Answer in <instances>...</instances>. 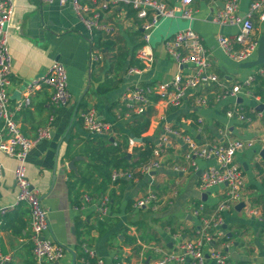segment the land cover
I'll return each mask as SVG.
<instances>
[{
  "label": "crops",
  "instance_id": "0c3cea01",
  "mask_svg": "<svg viewBox=\"0 0 264 264\" xmlns=\"http://www.w3.org/2000/svg\"><path fill=\"white\" fill-rule=\"evenodd\" d=\"M158 1L176 9L175 18H163L161 22L179 20L181 30L191 26L202 37L210 58V72L220 78L221 86L213 84L199 92H190L179 108L153 100L146 111L152 109L151 126L141 139H135L129 129L134 118L125 117L121 103L125 90L136 84L154 86L170 82L181 71L184 75L194 71L191 66L179 68L164 47V42L176 34L172 31L175 23H170L162 35L154 37L151 45L156 57L154 65L140 74H130L131 67L128 68V62L123 64L122 57L127 55L128 59L131 56L136 59L140 49L136 47L143 44L142 22L131 8H112L107 14L106 20L114 32L109 36L102 34L112 43L105 48L106 41L103 39L98 46V33L84 26L71 4L61 6L58 1L13 0L9 30L13 58L10 110L25 137L35 139L39 130H50V136L31 150L27 175L48 210L50 230L46 236L67 250L65 257L54 264H76L79 245L86 246L105 264H112L118 258L128 264H152L157 259L156 248L175 251L182 244L196 239L200 220L194 214L195 210L203 204L202 215L212 216L225 199L227 188H212L206 196L199 188L202 173L216 164L214 160H197V171H177L176 168L186 166L185 146L178 140L172 138L171 145L163 153L162 167L154 175L141 174L140 167L130 170L134 175L139 172L142 178L135 175L133 181L113 182L104 196L93 198L92 204L83 202V196L89 194L85 187L77 186L75 189L73 186L80 174L90 176L91 173L92 181H101L88 170L89 161L80 154L84 141L98 137L123 143V136L127 134L129 140L133 139L136 144L134 147L128 145L130 159L133 149L142 147L145 141L157 146L168 126L183 130L201 143H224L238 139L247 142V147L236 156L245 179L241 200L224 213V237L217 238L215 246L227 256L230 264H264V159L261 156L264 150V110L259 109L264 106L259 95L260 91H264V65L252 69L243 67L258 59L260 44L264 42V20L254 14L252 39L259 42L258 50L251 61L237 63L219 46L218 37L225 35L233 40L239 28L219 27L212 22L213 15L223 6L221 1L194 0L191 5L192 22L181 18L182 0ZM255 1L258 0H239L241 15L246 16ZM235 47L239 48L237 44ZM92 55L100 56V61L93 63ZM56 62L62 63L68 72L72 96L70 105L54 106L52 89L43 87L32 96L29 107L18 110L17 102L28 83L46 75ZM252 74L256 75L250 90L252 96L243 94L237 99L222 97L216 100L217 95L224 93V87L231 88ZM109 81H113L114 88L99 94V86ZM199 97H208L209 105H199ZM236 105L243 111L244 108L250 109L251 122L243 123L227 116ZM89 109H94L100 120L113 123L109 136H92L83 129L80 114ZM72 136L77 138L72 159L76 160V171L69 169L68 164L72 160L65 158ZM0 162L4 166L0 180V207L10 208L5 216L0 217V253L10 258L5 264H38L32 251L29 208L25 204L18 205L16 201L17 161L0 152ZM150 192L157 195L158 202L148 208L136 209V201ZM104 197H112L114 205L110 203L111 219L107 223V231L103 233V220L97 206ZM75 201L80 206L76 207ZM131 202L132 207L127 211ZM240 205L244 206L238 209ZM251 209L258 210L262 220L249 216ZM210 232L213 234L215 230ZM127 238L136 241L129 243ZM208 263L215 264L210 258ZM171 264L194 263L189 260Z\"/></svg>",
  "mask_w": 264,
  "mask_h": 264
},
{
  "label": "built area",
  "instance_id": "2783aa9c",
  "mask_svg": "<svg viewBox=\"0 0 264 264\" xmlns=\"http://www.w3.org/2000/svg\"><path fill=\"white\" fill-rule=\"evenodd\" d=\"M42 3H53L58 1L61 6L71 4L76 15L84 26L91 32L101 33L106 36L112 35L114 28L107 22V14L112 8H131L136 18L142 22L143 44L137 51L136 59L143 65V69L131 67L130 74H140L142 70L150 69L156 60L151 39L153 32L159 26L163 18H175L176 9H171L164 2L158 0H38ZM221 1L223 6L213 15L212 22L219 27H238L239 33L232 40L231 37L219 35L218 43L224 52L235 62L244 63L253 59L258 50L259 42L252 39L255 31L253 22L254 14H258L264 20V0H258L251 4L250 11L246 16L241 15L239 0H212ZM194 0L181 1V18L192 22L194 20L191 5ZM14 11L13 0H0V152L17 161L15 170V181L17 187V204H25L30 212L31 240L33 243V255L38 264L60 262L67 250L63 245L50 239L46 234L50 230L48 210L43 206L42 198L27 175V160L31 150L44 139L50 136V130L44 128L39 130L35 139L25 137L19 125L13 119L10 110L11 76L13 75V58L9 47V30ZM235 44L239 46L237 49ZM164 47L169 56L177 63L179 68L191 66L192 74L184 75L182 71L175 78L166 83L158 85L136 84L128 87L122 95L121 103L125 110V117L140 116L152 105L153 100L179 108L184 103L190 92H199L209 85L221 86L220 78L211 73L210 58L203 43L202 37L197 34L191 26L177 32L173 37L164 42ZM100 56H91L94 62L100 61ZM256 81V75L252 74L245 80L235 84L231 88L224 87V93L216 96V100L224 98L237 99L239 96L250 93ZM43 87L52 89L51 101L58 108L67 107L72 102L69 91V78L65 66L54 63L46 75L40 76L28 83L21 99L17 102V109L29 107L32 96ZM198 104L208 106V97H199ZM229 118H237L240 122L249 123L251 118L236 105L228 111ZM83 129L92 136L106 137L112 132L113 123L102 121L98 118L94 109H89L80 114ZM178 140L185 146L184 160L186 166L176 168L177 171H197V160H214L216 164L205 170L199 182V188L207 194V191L218 186H226L225 199L219 204L215 213L206 217L202 215L203 204L195 210L194 214L199 217L200 227L194 241L182 244L177 250L169 251L156 248L157 259L152 264L185 263L192 261L194 264H209V258L215 264H230L225 256L215 246L217 238L224 237L222 230L224 225V213L238 205L244 189L245 179L242 165L236 160L239 152L247 147L245 140H233L224 143L206 142L201 143L195 137L186 134L183 130L166 127L165 134L153 150L152 159L141 165L139 172L150 176L162 167V156L169 148L172 140ZM114 145L116 146V142ZM135 141L129 140V146L134 147ZM4 173V166L0 162V180ZM134 172L130 170H115L112 173L114 183L121 181H133ZM94 199L89 195L83 196V202L92 204ZM158 202L154 192L135 203L136 209H144ZM98 212L101 219L110 215V198L104 197L98 201ZM10 208L0 207V217L5 216ZM249 216L262 220L261 213L256 209L248 211ZM211 230L215 233L211 234ZM84 251L95 258L94 263L81 259L76 264H105L103 259L96 258L86 246ZM10 258L0 253V264H5ZM112 264H128L123 260H116Z\"/></svg>",
  "mask_w": 264,
  "mask_h": 264
},
{
  "label": "trees",
  "instance_id": "16d2710c",
  "mask_svg": "<svg viewBox=\"0 0 264 264\" xmlns=\"http://www.w3.org/2000/svg\"><path fill=\"white\" fill-rule=\"evenodd\" d=\"M103 39L106 41L104 44L105 48H109L112 44L110 43V38H104L101 33H98V36L96 38L98 46L101 45ZM141 47L142 45H139L136 48L139 49ZM122 61L124 65L126 62H128V68L138 67L143 69V65L140 64L134 56H131L130 59H128V56L124 55L122 57ZM113 84V81L105 82L104 84H101L99 86L97 92L99 94L107 93L109 90L114 88ZM259 95L262 97V101H264V91H260ZM249 111L250 109L244 108V113L251 118L252 114H250ZM152 115V109H149L148 112H145L140 116H132L134 120L129 125V129L135 139H141L143 134H145L149 130L151 126ZM76 139V137L72 136L69 140L65 155L66 160H72L74 158L73 148ZM128 145L129 136L127 134H124L123 136V143L116 142V146L114 145V142L106 138L96 137L84 141L80 154L82 156H85L89 161L87 165L88 170H91L92 174H96L98 179H101V181H92L91 173L90 176L86 174H80L76 179V182H74V188L76 189L77 186L79 188L85 187L89 192V196H91L92 198L96 197V199H100L105 195V193L109 189V186L113 184L112 173L115 170H135L152 159L155 146L151 141H145L142 147H135L133 149L134 153L131 155L130 159L128 158L129 153L127 152ZM135 175L142 178V175L139 172ZM111 199L113 198L110 197V201ZM74 203L76 207L80 206V203H78L77 201H75ZM110 203L111 205H114V202L112 203L111 201ZM132 204V202L129 204L127 211L130 210ZM110 219V215L107 218L102 219L103 222L101 225L104 227L103 233L107 231V223ZM135 241V239L127 238V242L129 243H133ZM81 259L88 260L90 263L95 262V258H90V256L84 251L83 245H79L76 250V261L78 262ZM116 260H119V258Z\"/></svg>",
  "mask_w": 264,
  "mask_h": 264
},
{
  "label": "water",
  "instance_id": "95a60500",
  "mask_svg": "<svg viewBox=\"0 0 264 264\" xmlns=\"http://www.w3.org/2000/svg\"><path fill=\"white\" fill-rule=\"evenodd\" d=\"M261 65H264V42H262L260 44V47H259V50H258V59L256 61H254V62H250V63L244 64L243 67L252 69V68H254L256 66H261ZM81 101H82V99L79 101L78 105L81 103ZM259 109L263 111L264 110V106H260ZM261 156L264 159V150L261 152ZM75 163H76V160L75 159L72 160L68 164L69 169L76 171ZM154 173L155 172H153L151 175H154ZM204 195L206 196L207 194H204ZM243 206L244 205H240L238 207V209H241ZM224 229H226V226H224Z\"/></svg>",
  "mask_w": 264,
  "mask_h": 264
},
{
  "label": "rangeland",
  "instance_id": "374dc122",
  "mask_svg": "<svg viewBox=\"0 0 264 264\" xmlns=\"http://www.w3.org/2000/svg\"><path fill=\"white\" fill-rule=\"evenodd\" d=\"M179 21V20H177ZM176 20L174 19H166V20H163L158 29L161 28V30L159 29H156L153 34H152V39H151V45L153 44V41H154V37H157V36H160L163 34V32L165 31V29L167 28V26L170 24V23H175L173 28H172V31H174V33H177L179 32L182 28H179V23L177 22ZM178 24V25H177ZM186 25V23L184 24V26Z\"/></svg>",
  "mask_w": 264,
  "mask_h": 264
}]
</instances>
